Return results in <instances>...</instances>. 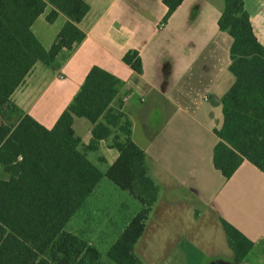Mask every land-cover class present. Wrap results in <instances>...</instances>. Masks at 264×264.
<instances>
[{
	"label": "crops",
	"instance_id": "crops-1",
	"mask_svg": "<svg viewBox=\"0 0 264 264\" xmlns=\"http://www.w3.org/2000/svg\"><path fill=\"white\" fill-rule=\"evenodd\" d=\"M84 1L90 12L79 28L86 39L60 67L38 62L13 101L52 129L93 67L111 73L121 81L112 108L123 103L132 138L146 152L149 175L159 187L137 256L144 264H201L215 255H233L225 220L253 243L241 264H264V171L245 161L227 180L213 164L215 132L224 123L222 99L236 81L230 71L233 38L219 28L225 0H184L168 21L163 0ZM244 2L264 45V0ZM52 10L49 5L32 27L46 50L69 20L60 14L49 23ZM132 51L139 53L142 74L124 62ZM73 128L88 145L93 125L75 118ZM112 144L111 137L87 153H97L106 164L104 173L99 169L104 175L119 157ZM0 177H6L2 169ZM102 180L83 205L89 217L85 238L104 264H114L107 253L142 206H124L130 209L124 213L118 203L97 199ZM105 186L119 193L113 183Z\"/></svg>",
	"mask_w": 264,
	"mask_h": 264
},
{
	"label": "trees",
	"instance_id": "trees-1",
	"mask_svg": "<svg viewBox=\"0 0 264 264\" xmlns=\"http://www.w3.org/2000/svg\"><path fill=\"white\" fill-rule=\"evenodd\" d=\"M163 1L168 21L184 0ZM49 5V23L60 14L69 20L46 50L32 27ZM89 12L84 0H0V169L6 175L0 177V264H104L100 252L65 230L104 177L142 206L107 257L114 264H144L135 248L159 199V187L149 175L146 152L132 138L123 103L112 108L121 81L93 67L52 129L12 99L38 62L55 68L71 57L86 39L79 24ZM219 28L233 38L230 71L236 81L222 99L224 123L215 132L219 141L213 164L230 180L245 161L264 171V45L244 0H225ZM124 62L142 74L138 52L126 54ZM75 118L93 125L88 145L76 136ZM111 137L119 157L104 175L87 153ZM221 223L229 248L242 263L253 243L227 221Z\"/></svg>",
	"mask_w": 264,
	"mask_h": 264
},
{
	"label": "rangeland",
	"instance_id": "rangeland-1",
	"mask_svg": "<svg viewBox=\"0 0 264 264\" xmlns=\"http://www.w3.org/2000/svg\"><path fill=\"white\" fill-rule=\"evenodd\" d=\"M88 159L98 168L100 169L103 173L106 171L105 168L106 164L98 161V156L97 153H91L88 154ZM106 184H112L110 183V181L106 178H104L102 180V183L100 185V187L98 188V191L96 193V198L97 199H105L106 201H109L111 203H118L119 207L123 210L124 213H127L128 211H130V209H126L124 206H128V208H131L133 210L134 208V204H136L137 206H140L139 203H137L138 201H134V199L126 192L117 189L119 193H115L114 191H111L109 189L106 188ZM116 188V187H115ZM119 194H124V195H119ZM126 194V195H125ZM130 198V199H129ZM98 202V201H97ZM108 202V203H109ZM123 213V214H124ZM87 211H85L84 207H82L73 217V220L71 221V223H69L66 226V230L75 233V235L79 236L81 238V240L83 241V243H85L87 246L91 247L89 245V242L87 241V239L85 238L87 231H88V227H87V223H88V215H87ZM98 217V221L100 220V215L99 212L96 215ZM220 232L223 234L222 236L225 237V233L222 230V228H220ZM206 236V235H205ZM214 239V238H213ZM212 240V238H211ZM110 245H99L100 248H105V247H109ZM92 248V247H91ZM226 248V247H225ZM228 251V249H227ZM147 264H150L149 262H146Z\"/></svg>",
	"mask_w": 264,
	"mask_h": 264
},
{
	"label": "water",
	"instance_id": "water-1",
	"mask_svg": "<svg viewBox=\"0 0 264 264\" xmlns=\"http://www.w3.org/2000/svg\"><path fill=\"white\" fill-rule=\"evenodd\" d=\"M201 264H241L237 263L234 255L220 254L205 259Z\"/></svg>",
	"mask_w": 264,
	"mask_h": 264
},
{
	"label": "built area",
	"instance_id": "built-area-1",
	"mask_svg": "<svg viewBox=\"0 0 264 264\" xmlns=\"http://www.w3.org/2000/svg\"><path fill=\"white\" fill-rule=\"evenodd\" d=\"M164 27V24H161V28H163Z\"/></svg>",
	"mask_w": 264,
	"mask_h": 264
}]
</instances>
